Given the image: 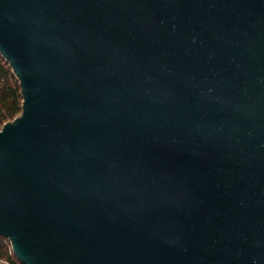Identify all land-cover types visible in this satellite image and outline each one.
Wrapping results in <instances>:
<instances>
[{"label":"water","instance_id":"obj_1","mask_svg":"<svg viewBox=\"0 0 264 264\" xmlns=\"http://www.w3.org/2000/svg\"><path fill=\"white\" fill-rule=\"evenodd\" d=\"M0 53L22 264H264V0H0Z\"/></svg>","mask_w":264,"mask_h":264},{"label":"trees","instance_id":"obj_2","mask_svg":"<svg viewBox=\"0 0 264 264\" xmlns=\"http://www.w3.org/2000/svg\"><path fill=\"white\" fill-rule=\"evenodd\" d=\"M22 100L19 80L8 61L0 53V127L21 112ZM0 258H4L9 263H21L15 256L10 242L2 236H0Z\"/></svg>","mask_w":264,"mask_h":264},{"label":"rangeland","instance_id":"obj_3","mask_svg":"<svg viewBox=\"0 0 264 264\" xmlns=\"http://www.w3.org/2000/svg\"><path fill=\"white\" fill-rule=\"evenodd\" d=\"M18 114H20V113H18ZM18 114H17V115H18ZM17 115H16V116H17ZM14 118H15V117H14ZM14 118H13V119H14ZM13 119H10V120H13ZM7 121H9V120H7ZM2 126H3V125H2ZM2 126H1V127H2ZM1 127H0V128H1ZM0 264H21V263H18V262H16V263H9L8 261L4 260V258H0Z\"/></svg>","mask_w":264,"mask_h":264}]
</instances>
